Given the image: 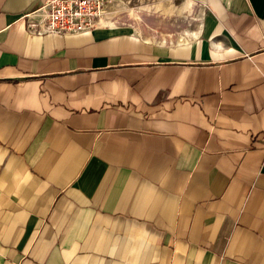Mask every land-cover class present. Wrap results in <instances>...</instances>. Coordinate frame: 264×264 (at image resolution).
<instances>
[{
	"label": "crops",
	"instance_id": "crops-1",
	"mask_svg": "<svg viewBox=\"0 0 264 264\" xmlns=\"http://www.w3.org/2000/svg\"><path fill=\"white\" fill-rule=\"evenodd\" d=\"M42 1L0 0V264H264V0Z\"/></svg>",
	"mask_w": 264,
	"mask_h": 264
},
{
	"label": "built area",
	"instance_id": "built-area-1",
	"mask_svg": "<svg viewBox=\"0 0 264 264\" xmlns=\"http://www.w3.org/2000/svg\"><path fill=\"white\" fill-rule=\"evenodd\" d=\"M107 0H43L26 15L28 29L37 33H78L98 24Z\"/></svg>",
	"mask_w": 264,
	"mask_h": 264
},
{
	"label": "rangeland",
	"instance_id": "rangeland-1",
	"mask_svg": "<svg viewBox=\"0 0 264 264\" xmlns=\"http://www.w3.org/2000/svg\"><path fill=\"white\" fill-rule=\"evenodd\" d=\"M179 2H181V0H179ZM106 223L103 224V226H105ZM137 224H131V228H133V226H136ZM108 226H112V224H108ZM108 227V228H109ZM127 227V228H126ZM128 230H129V225L127 224V226L124 227L123 224H118L114 229L113 227L108 230L111 231V234H128ZM133 234V233H131Z\"/></svg>",
	"mask_w": 264,
	"mask_h": 264
}]
</instances>
